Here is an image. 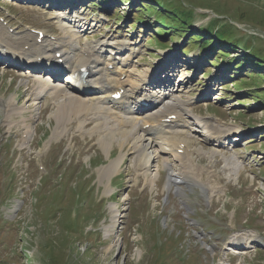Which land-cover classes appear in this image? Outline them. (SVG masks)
<instances>
[{
	"label": "rangeland",
	"instance_id": "1",
	"mask_svg": "<svg viewBox=\"0 0 264 264\" xmlns=\"http://www.w3.org/2000/svg\"><path fill=\"white\" fill-rule=\"evenodd\" d=\"M6 1L10 3L6 4ZM88 1L0 0V18L14 25L15 35H23L20 34L24 32L22 25H26L45 30L54 37H66L71 41L77 38L79 50L81 44L115 39L119 42L114 43L125 45L120 49L125 52L127 45L124 42H132L137 46H131L136 55L129 64L140 73L156 71L159 67L163 69L168 58H173L174 68L170 71L183 87L182 97L194 99L192 104L196 112H216L218 115H214L239 128L238 134L233 132L236 134L233 144L228 143V149L220 148V151L234 156L239 163L241 158L243 168L239 177L230 178L234 175L228 171L226 174L230 177L221 176L220 181L216 180L219 182L215 184L219 187L216 189L221 191L207 192L208 196L211 194V199L206 197L208 204L203 198L206 193L196 183H181L180 190L186 195L184 204L188 211L173 193L168 195L165 191L167 177L162 162L159 163L158 190L137 188L134 173L129 169L130 152L122 163L120 175L112 180L107 192L99 174L103 166L120 157L117 146H114L112 159L105 156V160L96 153L95 147L85 145L86 137L77 134L59 137L61 141L56 143L57 140L52 139L56 120L50 95L35 103L30 94L34 83L29 88L17 69L0 66V100L13 99L16 107L23 108L22 117L28 119L26 124L33 131L31 147L22 148L21 136H24L25 128L22 118L14 116L12 120L16 123L11 126L1 123L3 116L0 114V264H264V79L254 78L257 76L253 74L255 70H249V67L254 68L252 64L246 67L245 70L251 72L246 76L238 68L243 63L241 59L248 57L245 45L252 46L255 40L256 45L264 49V0H170L177 13L181 12L182 6L193 13L191 26L194 23L195 26H206L212 19L211 29H218L222 39L239 40L240 47L234 50L237 54L223 58L218 53L224 48L214 43L199 60L196 58L201 57L198 49L187 54L185 33L172 30L166 38H159L164 35L159 34L162 31L167 33L162 22L165 15L159 13L162 7H167L164 1L160 0L156 8L149 4L150 0H136L137 3L127 0L125 11L120 12L115 7L124 0H114L115 7L107 14L110 20L106 27L110 30H104V23L98 24L103 16L102 7L94 0ZM97 1L105 3L106 0ZM130 6L134 7L128 14ZM53 12L56 19L60 15L71 19H66L67 25L63 27L52 19ZM148 12L157 16L156 23L154 19L148 21ZM140 17L142 24L136 25L135 31L128 34L134 20ZM120 19L122 23H116ZM76 30L80 33L70 34ZM153 39H159L160 43ZM206 41L210 39L201 42ZM161 42L168 45L173 54L167 52L163 54L164 58L153 61L157 50L164 48ZM106 52L110 54L111 50L101 54ZM127 56L126 53L124 57ZM215 59L220 66L229 67L228 70L214 69ZM162 69L154 72V77L162 78L163 83L170 76H162L166 73ZM249 78L252 87L245 90L248 87L242 83ZM250 126L255 130L249 131ZM241 134L244 139L238 140ZM72 139L78 144L70 158L74 150ZM41 150L42 154L36 156L35 152ZM35 157L49 173L47 176L38 171ZM220 160L217 157L216 168L215 162L206 158L200 159L199 164L210 165L214 172L222 175ZM212 176L213 180L215 175ZM40 177L42 183L36 185L35 181ZM204 178L206 181L207 176ZM105 184H108L107 180ZM113 207L121 215L116 225L112 220ZM113 230L116 233L111 234ZM238 237L248 245H240L238 240L232 242ZM252 240L258 243H250ZM231 242L235 249L245 250L225 254L223 249ZM209 246L211 251L207 250Z\"/></svg>",
	"mask_w": 264,
	"mask_h": 264
},
{
	"label": "bare ground",
	"instance_id": "2",
	"mask_svg": "<svg viewBox=\"0 0 264 264\" xmlns=\"http://www.w3.org/2000/svg\"><path fill=\"white\" fill-rule=\"evenodd\" d=\"M55 15L56 13L52 16ZM57 18L58 23L62 26L67 25L66 19H71L67 15H63V17L60 15ZM78 32L76 30L70 34L72 35L74 33L77 35ZM76 41L77 38L71 41L66 37H58L57 40L43 39L38 43V36L33 35L31 32L23 33V35L11 34L7 27L0 24V54L3 55V57L9 58L7 60L9 62H12V59L17 57L29 61L22 62L19 66H25L27 69L25 78L30 80V84L34 83L32 97H34L35 102L46 95H50L55 110L53 112V117L57 123L53 131V139H56L54 137L67 135L70 131L69 125L76 121L78 124L77 130L81 136H96L101 149L107 152V156L111 154V149H113L114 145H118L121 148L120 152H122L120 157L116 160H112L109 165L103 167L99 174L101 185L106 188L107 192L110 189L112 179L120 172L121 165L126 157L125 152L127 148L124 149L125 146L129 147V150L136 156L137 163H144L147 166L143 174L144 179L150 180L149 184H154L155 180L158 179L160 175L158 171L159 158H162L161 162L170 171L167 177V190H169L171 186L179 188V184L190 181L193 184L196 183L203 192H210L211 194H213V191L216 192L217 189L213 187L214 183L212 180V175L214 174L210 172V165L208 167L200 166L201 164L196 165L191 155H185L182 161L176 158L173 142L168 139V135L165 134V130H162V125H160L158 106L139 113H134L132 107H130V110L126 107V103L135 102L147 95L144 91H141V88L146 82L149 83V86L153 85L160 89V87H158L159 82L157 81L159 80L161 81L160 86H164L162 85V78H155L149 70L142 74L135 73L134 68L127 65V58L122 59V63L125 64L122 70L115 69L114 71H110L108 70V66L114 64V61L118 60V56L112 58L111 54L113 50L111 49L110 57L104 59L101 53L102 51H107V48L110 47L108 46V42H106L108 44L104 42H97L94 45L89 43L84 44L83 50H79ZM114 45H118L121 50L125 46L124 44L120 45L118 43ZM2 46L3 48H1ZM24 48L28 49L25 50ZM85 48H87V50H85ZM53 52H58L61 55L60 58L64 60L65 67L72 71L81 67H91L92 77L81 85L80 83L76 85L73 82H68L72 73L67 75L68 80L65 82L62 80L57 81V79L60 78L55 79L54 76H51L50 71L39 68V66L36 65L37 63L52 59ZM122 73L128 75L126 80L120 78ZM118 87H125L127 90L123 97L124 104L122 103V105L119 106L109 100L110 95L113 94ZM163 88L165 87H161L162 90L154 89L158 97L155 95L153 96L159 101V105L164 103L170 104V100L174 97L180 98V96L174 94L175 92L178 93V91H169L167 88ZM95 96H103V99L95 102L93 99ZM0 102L2 106V112H0V114L3 116L1 123L4 122L12 126L16 123L12 118L14 116H20L23 123H25V128L22 132V134H24L22 137L24 139L23 144H26L27 141H31L33 131L30 126L26 124L28 119L22 117L24 109L16 107L13 99L7 101L1 99ZM141 111H143V109H141ZM122 120L125 121V124L123 127L119 128L117 124H120ZM137 121L158 123V129L152 132H137L134 135L129 128L135 125ZM89 123L91 126L87 129ZM177 124L176 122H172L170 125H167V127L168 129H172L171 125L177 127ZM209 131L218 134L222 139H226L234 132L232 129L224 130L219 126H211ZM236 134H238V131ZM207 142H209L207 144L211 145V152L209 151L208 153L205 152V150L204 152L198 150L197 154L199 156L204 155L211 159L220 154V148H226L228 145H225L223 141ZM169 156L173 158V162L168 159ZM223 159L226 163L223 170L232 171V175L237 177L242 170L240 163L237 161L238 159L234 156H223ZM177 164L179 165L178 167ZM135 169L138 171V174L143 172L138 167V164H136ZM205 175L207 176L206 181L204 180ZM106 180L108 184H105ZM111 209L112 220L116 225L121 215L114 207ZM115 225L114 227H116ZM112 233H116V231L113 230L111 234ZM249 248H251V246Z\"/></svg>",
	"mask_w": 264,
	"mask_h": 264
},
{
	"label": "trees",
	"instance_id": "3",
	"mask_svg": "<svg viewBox=\"0 0 264 264\" xmlns=\"http://www.w3.org/2000/svg\"><path fill=\"white\" fill-rule=\"evenodd\" d=\"M161 1H164V3H166L165 5L168 7V9H165L167 7L165 8L162 7V11L159 12L165 15L164 20L162 22H163V26H165L164 30H167L168 34L172 30L176 32H183L186 34L185 37L186 36L189 37V44L193 45V47L201 45L203 46V48L212 45V37L215 35L217 38L216 44L218 45V47L222 46L224 48V50L219 51V54L222 55L223 57H226L227 55L233 53L234 50H236V48L239 46V40L237 38H234V40L230 42L229 40L227 41L219 36L218 29L212 30L211 22L214 21H211L206 28H203L201 31H197L196 33H192L191 31L186 32V30L190 28V25L194 20L193 13L190 10L184 8V6H182L183 8L181 9V12L177 13V8L174 7L173 1L170 0H161ZM150 2L151 3L149 4H152L157 8L159 6L160 0H150ZM203 39L204 40L210 39V41L200 42ZM259 47L261 46H257L255 40L253 41L252 46L245 45V49L249 51V55L248 57H244V59H241L243 65L242 64L239 65L238 68H240V73L243 72L246 76L247 73L250 72V71H244L248 66V64L254 65L255 69L249 67V70H255L253 74H256L257 76L254 78L261 80L264 79V49ZM249 81L250 78L248 79V81L242 83L243 86L248 87L246 89H250L249 87H252L248 83Z\"/></svg>",
	"mask_w": 264,
	"mask_h": 264
}]
</instances>
